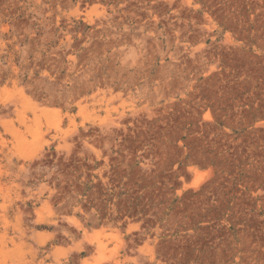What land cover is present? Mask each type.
Returning a JSON list of instances; mask_svg holds the SVG:
<instances>
[{"label": "rangeland", "instance_id": "rangeland-1", "mask_svg": "<svg viewBox=\"0 0 264 264\" xmlns=\"http://www.w3.org/2000/svg\"><path fill=\"white\" fill-rule=\"evenodd\" d=\"M0 264H264V0H0Z\"/></svg>", "mask_w": 264, "mask_h": 264}, {"label": "bare ground", "instance_id": "bare-ground-1", "mask_svg": "<svg viewBox=\"0 0 264 264\" xmlns=\"http://www.w3.org/2000/svg\"><path fill=\"white\" fill-rule=\"evenodd\" d=\"M39 153V152H38ZM87 236V235H86Z\"/></svg>", "mask_w": 264, "mask_h": 264}]
</instances>
